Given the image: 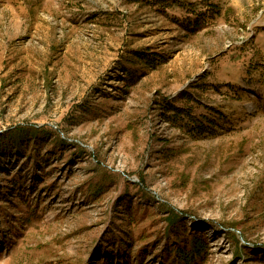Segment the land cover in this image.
<instances>
[{
	"label": "rangeland",
	"instance_id": "1",
	"mask_svg": "<svg viewBox=\"0 0 264 264\" xmlns=\"http://www.w3.org/2000/svg\"><path fill=\"white\" fill-rule=\"evenodd\" d=\"M184 252L264 264V0H0V264Z\"/></svg>",
	"mask_w": 264,
	"mask_h": 264
},
{
	"label": "trees",
	"instance_id": "2",
	"mask_svg": "<svg viewBox=\"0 0 264 264\" xmlns=\"http://www.w3.org/2000/svg\"><path fill=\"white\" fill-rule=\"evenodd\" d=\"M192 247L195 249V251H196V253L197 254H199V252L201 251V250H203V248H202V246L201 245H196L195 243H193V245H192ZM190 255H188L187 253H182V260H184V264H190L189 262H188V257H189Z\"/></svg>",
	"mask_w": 264,
	"mask_h": 264
}]
</instances>
